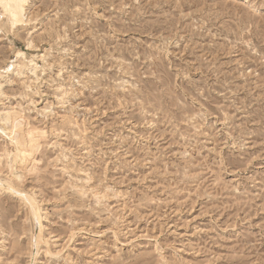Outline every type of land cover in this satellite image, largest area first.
Returning <instances> with one entry per match:
<instances>
[{"label": "rangeland", "instance_id": "374dc122", "mask_svg": "<svg viewBox=\"0 0 264 264\" xmlns=\"http://www.w3.org/2000/svg\"><path fill=\"white\" fill-rule=\"evenodd\" d=\"M9 111L0 264H264V0L0 7Z\"/></svg>", "mask_w": 264, "mask_h": 264}, {"label": "bare ground", "instance_id": "6f19581e", "mask_svg": "<svg viewBox=\"0 0 264 264\" xmlns=\"http://www.w3.org/2000/svg\"><path fill=\"white\" fill-rule=\"evenodd\" d=\"M29 1L30 0H0V7L3 9L6 15L11 14L13 16L15 26L22 21L24 11L26 6H28ZM11 67L13 68V66ZM0 121L3 122V124L0 126V134L7 133V130H10L11 134L7 135L10 137L11 144L14 145L16 151L14 154L6 151V154L8 156L13 154L14 156H20L23 158L31 157L32 149L38 145V135L28 129L27 121L22 113L20 114V112L18 113L16 111H9L2 115L0 114ZM25 137H27L28 140L26 139V142L22 143L20 146L19 142L24 141ZM28 142H30V149H27V146L24 145ZM8 190L13 193H17L13 187H8ZM26 201L30 207V212L33 214V216L37 217L35 219L38 220L40 218V211L35 208L33 203H31V200L26 198ZM38 240L40 239H37V241Z\"/></svg>", "mask_w": 264, "mask_h": 264}]
</instances>
